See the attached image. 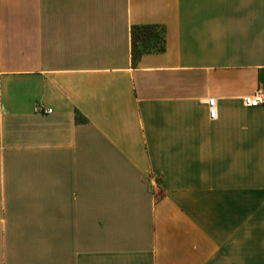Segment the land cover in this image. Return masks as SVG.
Masks as SVG:
<instances>
[{
  "label": "crops",
  "instance_id": "obj_1",
  "mask_svg": "<svg viewBox=\"0 0 264 264\" xmlns=\"http://www.w3.org/2000/svg\"><path fill=\"white\" fill-rule=\"evenodd\" d=\"M259 90L264 0H0V264H264Z\"/></svg>",
  "mask_w": 264,
  "mask_h": 264
},
{
  "label": "trees",
  "instance_id": "obj_2",
  "mask_svg": "<svg viewBox=\"0 0 264 264\" xmlns=\"http://www.w3.org/2000/svg\"><path fill=\"white\" fill-rule=\"evenodd\" d=\"M165 30L158 25L132 27V51L134 61L145 53L165 50Z\"/></svg>",
  "mask_w": 264,
  "mask_h": 264
},
{
  "label": "built area",
  "instance_id": "obj_3",
  "mask_svg": "<svg viewBox=\"0 0 264 264\" xmlns=\"http://www.w3.org/2000/svg\"><path fill=\"white\" fill-rule=\"evenodd\" d=\"M244 104L248 107H258L261 105H264V93L259 90L255 95L253 96H246L244 97ZM208 107H209V116L211 119L216 118V99L211 98L208 101ZM51 110H45L44 113L49 114L51 113Z\"/></svg>",
  "mask_w": 264,
  "mask_h": 264
}]
</instances>
